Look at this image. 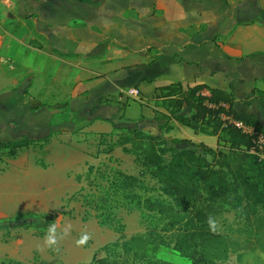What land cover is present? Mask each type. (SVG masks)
<instances>
[{
	"label": "crops",
	"instance_id": "0c3cea01",
	"mask_svg": "<svg viewBox=\"0 0 264 264\" xmlns=\"http://www.w3.org/2000/svg\"><path fill=\"white\" fill-rule=\"evenodd\" d=\"M20 75L30 92H75L76 107L94 92V133L163 116L157 89L176 83L233 93L264 124V0H0V100Z\"/></svg>",
	"mask_w": 264,
	"mask_h": 264
},
{
	"label": "rangeland",
	"instance_id": "374dc122",
	"mask_svg": "<svg viewBox=\"0 0 264 264\" xmlns=\"http://www.w3.org/2000/svg\"><path fill=\"white\" fill-rule=\"evenodd\" d=\"M23 78L19 87L25 86L27 78ZM46 88L38 84L28 96L16 100L10 99L11 90L4 91L0 100V140L37 139L54 133L50 145L35 143L17 159L6 160L2 165L5 170L0 171V264H94L95 260L123 264L125 259L136 264L137 254L168 264H192L173 248L147 240L149 230L164 234L168 220L163 215L127 204L111 187L116 170L141 178L140 168L122 147L106 153L120 134L115 126L105 133L106 137L102 132L89 130L87 123L94 118V92L82 93L84 97L76 107L72 102L75 92L66 91L62 99L58 91ZM104 99L107 98L98 101ZM56 103H68L69 107L51 115L55 109L52 107L48 113L44 106ZM133 104L136 103H130ZM163 123L161 116L141 127L146 133L163 134L169 139L216 144L215 138L195 135L176 122H172L171 132H161L159 126ZM141 179L150 189L148 193L137 191L144 206L148 198H161L156 181ZM107 214L125 226L123 235L114 227L101 225L100 217ZM50 215L57 216L54 223L48 220ZM214 223L226 244L221 264H264L262 211L248 221L222 207L218 208ZM53 226L55 243L49 244L47 237ZM85 236L87 239L80 243ZM127 242L131 243L129 252L124 247Z\"/></svg>",
	"mask_w": 264,
	"mask_h": 264
},
{
	"label": "trees",
	"instance_id": "16d2710c",
	"mask_svg": "<svg viewBox=\"0 0 264 264\" xmlns=\"http://www.w3.org/2000/svg\"><path fill=\"white\" fill-rule=\"evenodd\" d=\"M24 85L12 90L10 97L16 100L26 96L29 87ZM205 91L208 96L203 95ZM157 92L156 97L163 100L167 111L162 116L164 123L159 126L161 132H171L172 122H176L196 135L217 138V146L146 133L140 125L115 126L114 130H120V134L106 153L122 147L132 155L141 178L156 181L163 199L148 198L144 206L137 191L148 193L150 189L140 177L120 170L114 172L111 187L127 204L139 210L145 207L149 212H158L168 220L164 234L156 229L148 231L150 243L173 248L192 264H221L226 244L224 236L215 229L214 216L218 208L226 207L248 221L261 211L264 213V149L258 150L254 142L256 135H264V124L254 115L239 113L234 107L235 95L222 89L204 84L184 89L181 83H176L158 88ZM254 93L264 101L263 91ZM235 122L254 128V135L243 133L235 127ZM53 136L54 133H49L37 139L0 141V171L5 170L2 165L6 160L17 159L24 149L35 143H43L42 147L50 145ZM92 169L90 167V172ZM47 218L54 223L57 216ZM100 219L101 225L114 227L117 233L124 234L125 226L116 217L107 214ZM130 244L124 245L127 252ZM135 257L136 264H168L140 254ZM94 264L110 263L95 260ZM123 264L129 261L125 259Z\"/></svg>",
	"mask_w": 264,
	"mask_h": 264
},
{
	"label": "built area",
	"instance_id": "2783aa9c",
	"mask_svg": "<svg viewBox=\"0 0 264 264\" xmlns=\"http://www.w3.org/2000/svg\"><path fill=\"white\" fill-rule=\"evenodd\" d=\"M130 95L133 96L134 98H139L140 97V92L137 89H132L130 91ZM203 95L208 96L209 93L207 91L203 92ZM235 127L242 130L243 133L247 134V135H254V128L244 124L243 122H235L234 123ZM254 142L256 144V148L258 150H263L264 149V135H256L254 138ZM255 150L252 151V153H254Z\"/></svg>",
	"mask_w": 264,
	"mask_h": 264
},
{
	"label": "clouds",
	"instance_id": "9594fccd",
	"mask_svg": "<svg viewBox=\"0 0 264 264\" xmlns=\"http://www.w3.org/2000/svg\"><path fill=\"white\" fill-rule=\"evenodd\" d=\"M54 231H55L54 226L49 229V235L47 237V242L49 244H54L55 243V237H54V235H52V233H54ZM86 239H87V236L83 237L82 240L79 241V242L83 243L84 240H86Z\"/></svg>",
	"mask_w": 264,
	"mask_h": 264
}]
</instances>
